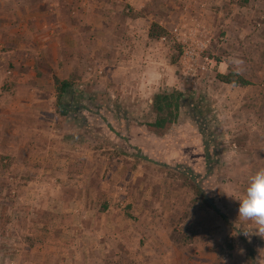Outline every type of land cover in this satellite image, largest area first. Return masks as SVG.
<instances>
[{"label": "rangeland", "instance_id": "obj_1", "mask_svg": "<svg viewBox=\"0 0 264 264\" xmlns=\"http://www.w3.org/2000/svg\"><path fill=\"white\" fill-rule=\"evenodd\" d=\"M164 88L206 135L149 132ZM262 168L264 0H0V264H264L230 196Z\"/></svg>", "mask_w": 264, "mask_h": 264}, {"label": "trees", "instance_id": "obj_2", "mask_svg": "<svg viewBox=\"0 0 264 264\" xmlns=\"http://www.w3.org/2000/svg\"><path fill=\"white\" fill-rule=\"evenodd\" d=\"M218 78L220 81L227 84L238 86L251 84L244 76L233 70L228 73H219ZM56 85L57 92L59 93L58 108L66 109L71 107V102L77 101L76 96L73 95V84L69 80H61L56 77ZM151 101L154 119L149 121L146 126L156 139H163L164 136L171 132L174 126L181 121L185 114H187L192 122L198 123L201 133L206 135L209 127V109L200 98L186 94L178 88H164L157 91ZM205 150L207 161H210L212 153H214L216 149L213 152L209 140H205ZM138 156L145 160L153 161V159L148 156H144L143 153ZM197 188L199 193L211 205V201L206 197L201 187L198 186Z\"/></svg>", "mask_w": 264, "mask_h": 264}, {"label": "clouds", "instance_id": "obj_3", "mask_svg": "<svg viewBox=\"0 0 264 264\" xmlns=\"http://www.w3.org/2000/svg\"><path fill=\"white\" fill-rule=\"evenodd\" d=\"M230 196L238 202V218L253 221L259 226V234H264V168L249 176L242 194Z\"/></svg>", "mask_w": 264, "mask_h": 264}, {"label": "crops", "instance_id": "obj_4", "mask_svg": "<svg viewBox=\"0 0 264 264\" xmlns=\"http://www.w3.org/2000/svg\"><path fill=\"white\" fill-rule=\"evenodd\" d=\"M33 11L39 12V10H38L37 8H35V10H33ZM226 84H227V83H226Z\"/></svg>", "mask_w": 264, "mask_h": 264}]
</instances>
